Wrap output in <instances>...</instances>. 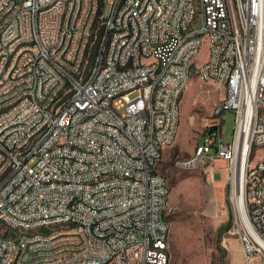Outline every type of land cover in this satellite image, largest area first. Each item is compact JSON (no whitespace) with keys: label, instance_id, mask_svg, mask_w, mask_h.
<instances>
[{"label":"built area","instance_id":"1","mask_svg":"<svg viewBox=\"0 0 264 264\" xmlns=\"http://www.w3.org/2000/svg\"><path fill=\"white\" fill-rule=\"evenodd\" d=\"M238 2L239 13L231 14L230 0H202L199 17H191L189 0H0V225L20 230V241L0 238V264H167L171 223L163 221L162 201L171 189L153 166L177 138L202 29L211 32L210 53L199 70L223 97L183 164L210 178L216 160L226 162L229 232L247 264L264 263V151L257 150L264 138V0ZM93 9L104 10L101 22H91ZM91 27L98 37L87 42ZM147 53L157 55L155 64L141 63ZM102 54L109 64L91 79ZM118 88L126 97H117ZM228 110L235 125L226 143ZM238 177L241 184L251 178L242 207ZM71 217L79 224L44 230ZM32 228L39 235L22 234Z\"/></svg>","mask_w":264,"mask_h":264},{"label":"rangeland","instance_id":"2","mask_svg":"<svg viewBox=\"0 0 264 264\" xmlns=\"http://www.w3.org/2000/svg\"><path fill=\"white\" fill-rule=\"evenodd\" d=\"M209 53V39L204 36L194 64L198 67L205 64ZM222 97L218 85L204 82L198 75L192 77L180 101L177 138L163 149L155 166L166 177L171 189L165 209V216L171 222L169 264H247L237 236L225 227L229 221L232 224L234 216L232 188L226 182V162L217 159L216 175L210 178L202 167L183 164L192 161L198 141L204 139L206 122L221 104ZM234 119V111L228 110L222 126L226 143L233 138ZM256 163L257 159L251 162L252 165ZM4 233L10 230L2 227L0 234ZM22 234L28 237L32 232L23 231ZM252 264L264 263L256 259Z\"/></svg>","mask_w":264,"mask_h":264},{"label":"bare ground","instance_id":"3","mask_svg":"<svg viewBox=\"0 0 264 264\" xmlns=\"http://www.w3.org/2000/svg\"><path fill=\"white\" fill-rule=\"evenodd\" d=\"M190 3V12L191 17H199L201 13L202 0H189ZM230 13L238 14L239 13V2L238 0H230ZM104 19V10L93 9L91 15V22H101ZM195 27H203V18L195 19ZM207 36L208 39H211V32L209 29H202L201 39L199 40V51L198 54L193 57V62H188V73L192 78L194 75H198L202 80H205V72L200 71V67L194 64L195 59L200 55L201 46L203 43V37ZM98 37V27L89 28L87 34V42H94ZM18 50H29V43H18ZM146 59V61H144ZM93 61V53H86L85 62ZM157 62V55L154 53H147L141 55V63L144 64H155ZM109 64V54L101 55V64H96L94 67L89 70V77L91 79H98L101 73L103 72V65ZM78 75H85V68H78ZM117 97H126V88L117 89ZM181 101V97H180ZM148 106H155V98H148ZM181 110V105H180ZM181 114V113H180ZM208 121V120H207ZM62 142H70V135H62ZM155 142H163V133H155ZM259 148H264V138H262V143H257V150ZM162 155V151L159 154V158ZM153 173L156 176H159L160 179L166 180L168 186V180L164 175L159 173L155 166H153ZM106 179H113V172H106ZM133 182H141V175H133ZM243 187H251V178H243V184H241L240 177H238L237 193H236V202L237 205L243 206L245 203L244 189ZM170 195H165V198L162 201V210H164L163 221L164 223H171L168 218L165 216V209L168 204ZM68 209H75V201H68ZM6 223V216H0V224ZM76 224H79V217H71L69 219H58L55 224L53 223H44V230H50V232H61L65 230L66 227H72ZM2 227H7L10 230V233L0 234V238L5 236L8 237L9 241H20V230L17 225H0V230ZM171 232V230H170ZM32 235H39V228H32ZM170 233L168 238H166V245L169 244ZM170 257L168 258L167 264H169ZM7 264H18V259H10Z\"/></svg>","mask_w":264,"mask_h":264},{"label":"trees","instance_id":"4","mask_svg":"<svg viewBox=\"0 0 264 264\" xmlns=\"http://www.w3.org/2000/svg\"><path fill=\"white\" fill-rule=\"evenodd\" d=\"M230 226H231V221H229V223H227V224L225 225V227H226V230H227V229H229V228H230Z\"/></svg>","mask_w":264,"mask_h":264},{"label":"crops","instance_id":"5","mask_svg":"<svg viewBox=\"0 0 264 264\" xmlns=\"http://www.w3.org/2000/svg\"><path fill=\"white\" fill-rule=\"evenodd\" d=\"M213 174H214V176L216 175V171H215V173L213 172Z\"/></svg>","mask_w":264,"mask_h":264}]
</instances>
